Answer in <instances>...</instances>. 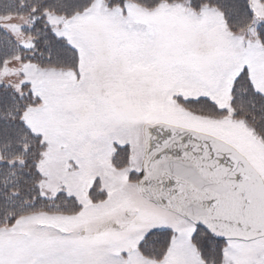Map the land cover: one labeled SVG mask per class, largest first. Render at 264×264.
Segmentation results:
<instances>
[{
  "label": "rangeland",
  "instance_id": "rangeland-1",
  "mask_svg": "<svg viewBox=\"0 0 264 264\" xmlns=\"http://www.w3.org/2000/svg\"><path fill=\"white\" fill-rule=\"evenodd\" d=\"M15 1L18 7L26 6L22 0ZM31 1L35 5L54 2ZM100 5L107 2L85 0L65 5L61 10L64 14L44 13L46 20L59 17L52 22H56L63 42L78 50L75 58L74 53L63 54L60 48L48 64L31 58L36 48H31V56L21 53L19 44L25 51L31 45L30 36L22 29L33 19L9 7L0 14V26L19 43L14 40L17 53H0V87L15 88L19 98H25L22 93L28 91L40 97L41 103L24 120L44 152L39 162L40 181L32 198L36 199L37 212L0 227V259L5 264H45L53 259L95 264L100 248L121 239L117 221L130 210L137 206L143 210L137 227H149L157 220L137 187L143 136L137 140L119 131L129 123L165 122L202 131L225 140L251 158L255 166L264 164V141L253 135L240 111L232 116L231 79L206 70L228 55L223 34L230 30L222 21L205 31L199 22L175 13L165 16L155 7L145 9L135 2L143 16H155L165 24L164 39L146 46L134 33L108 19ZM241 32L235 30L234 34ZM8 55L15 57L7 62ZM68 65L77 72L70 71ZM173 65L197 70L199 82L185 78ZM257 68H264V64ZM256 82L264 87V78L257 76ZM174 96L182 100L207 97L217 109L228 112L220 114L210 108L204 117L205 106L197 113L193 112L196 107L183 110L181 100ZM115 148H123L127 171L114 169L125 163L123 156L110 158ZM4 161L0 155V164ZM12 193L17 197L14 190ZM61 193L64 195L59 197ZM109 225L115 231H106Z\"/></svg>",
  "mask_w": 264,
  "mask_h": 264
},
{
  "label": "snow or ice",
  "instance_id": "snow-or-ice-1",
  "mask_svg": "<svg viewBox=\"0 0 264 264\" xmlns=\"http://www.w3.org/2000/svg\"><path fill=\"white\" fill-rule=\"evenodd\" d=\"M145 9L155 7L158 13L177 14L200 23L201 30H210L216 22H223L228 33L223 40L228 55L222 62L209 64L207 71L220 72L231 79L230 107L239 103L241 111L251 114L245 119L250 131L264 141V87L257 86V76L264 78V0H139ZM92 8L96 5L93 3ZM103 14L120 29L134 33L138 42L151 46L164 39L165 24L153 16H143L129 0H108L99 6ZM87 14H91V9ZM149 15H152L149 13ZM209 19L213 23H209ZM242 29L236 35L232 26ZM126 44V41H121ZM155 60V57H150ZM185 78L195 82L197 70L173 65ZM237 89L240 94L237 96ZM173 99H180L174 96ZM187 103L205 104L217 109L207 97L188 98ZM238 113L233 110L232 116ZM139 140L147 136L153 143L171 139L181 143L183 135L161 123H129L119 129ZM125 146V150H126ZM199 147V145H197ZM167 150V149H165ZM225 173L224 191L208 195L205 189L199 200L186 192L165 194L149 210L157 220L149 227H137L143 210L137 206L123 220L117 221L121 239L111 247L96 252L95 264H264V164L254 161L234 149L226 148L218 154ZM141 169L138 175L142 174ZM147 177L141 184L148 183ZM161 184L164 181H160ZM171 193V190H170ZM147 203L151 197H141ZM106 231H115L109 225ZM97 236L100 232L97 231ZM155 238V239H153ZM2 251V249H0ZM0 264H5L0 259ZM45 264H76L69 260H49Z\"/></svg>",
  "mask_w": 264,
  "mask_h": 264
},
{
  "label": "trees",
  "instance_id": "trees-1",
  "mask_svg": "<svg viewBox=\"0 0 264 264\" xmlns=\"http://www.w3.org/2000/svg\"><path fill=\"white\" fill-rule=\"evenodd\" d=\"M22 1L26 6L18 7L15 0H0V14L9 7L12 12H17L19 15L25 14L33 19L31 27L26 30L27 36L32 38L33 48H36L31 58L40 64L51 63L55 60L54 49L59 47L72 54L65 43L62 47L60 39L48 24L44 13L61 12L65 5L82 3L85 0H54L53 4L39 1L36 5L31 0ZM105 1L108 2V0ZM131 1L141 3L139 0ZM0 45H2L0 53L16 51V44L12 37L4 34L1 29ZM22 53H28V51L23 48ZM60 66L67 67L65 64ZM239 94L240 90L237 89V96ZM14 97L16 96L9 89L0 88V155L3 160H6L0 164V227L7 222H12L13 219H19L22 215L35 213L38 210L36 199L32 198L35 196L36 183L39 181L37 168L43 149L39 141L32 138L30 132L23 127L21 122L23 110L14 108ZM202 107L203 104L196 105V108ZM235 108L240 110L243 120L251 118L250 113L241 111L239 103L235 105ZM13 190L17 197L12 193Z\"/></svg>",
  "mask_w": 264,
  "mask_h": 264
},
{
  "label": "water",
  "instance_id": "water-1",
  "mask_svg": "<svg viewBox=\"0 0 264 264\" xmlns=\"http://www.w3.org/2000/svg\"><path fill=\"white\" fill-rule=\"evenodd\" d=\"M167 127L175 129L178 136L183 135V146L171 139L167 143L161 139L157 146L145 135L144 177L141 180L147 177L149 182L141 184L139 181L141 195L150 196L149 201L156 204L161 196L175 194L177 190L186 192L193 200H199L205 189L208 195L223 193L225 173L218 154L233 148L212 137Z\"/></svg>",
  "mask_w": 264,
  "mask_h": 264
}]
</instances>
